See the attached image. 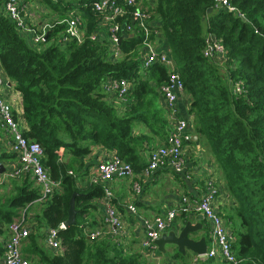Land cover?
<instances>
[{
  "label": "trees",
  "instance_id": "16d2710c",
  "mask_svg": "<svg viewBox=\"0 0 264 264\" xmlns=\"http://www.w3.org/2000/svg\"><path fill=\"white\" fill-rule=\"evenodd\" d=\"M42 1L63 14L79 10L86 38L78 42L67 35V22L53 20L48 36L30 43L0 2V62L22 95L28 124L23 135L40 143L45 167L62 186L42 201L36 223L28 222L26 257L38 258L39 264H156L114 237L87 235L93 226L85 215L97 207L93 201L104 196V187L89 183L82 188L78 176L91 170L87 160L97 146L140 171L150 152L166 143L171 123L158 89L169 79L168 67L142 66V35H125L118 58L108 36L90 38L100 30L94 0ZM139 1L154 11L153 29L162 33L183 81L179 99H188V129L198 135L191 143L208 149L219 174L218 197L226 199L219 214L232 235L237 264H264V0H229L233 11L215 0ZM210 37L224 46L222 59L205 55ZM110 78L131 84L129 101H119L106 88ZM15 155L5 152L0 161ZM75 192L77 222L62 227ZM41 196L40 187L26 180L14 195L0 199V237L7 236L5 227L21 209ZM180 216L184 223L190 220L188 214ZM205 222L204 229L211 230ZM50 228L59 230L62 253L41 243ZM174 258L187 255L176 250ZM199 264L234 263L218 257Z\"/></svg>",
  "mask_w": 264,
  "mask_h": 264
},
{
  "label": "built area",
  "instance_id": "2783aa9c",
  "mask_svg": "<svg viewBox=\"0 0 264 264\" xmlns=\"http://www.w3.org/2000/svg\"><path fill=\"white\" fill-rule=\"evenodd\" d=\"M11 20L16 23L20 30L28 31L33 35L36 43L41 42L49 34L54 23L43 22L40 26L31 24V11L24 0H0ZM216 6L228 8L233 11L229 0H215ZM93 10L99 15V28L90 38L97 39L106 35L112 44L113 57L121 55L119 43L125 35H142L144 41L141 47V60L144 68L151 67L154 63H161L168 67L169 79L162 83L158 89L164 100L165 107L169 113L171 128L165 144L159 145L150 152L148 163L143 168L144 176L154 177L158 170H169L181 173L187 170L185 158V146L193 141V134L189 131V122L186 119L177 117V104L184 93L183 81L176 64L168 50H159L156 39L160 33L153 29L155 26L154 11L144 6L139 0H94ZM243 14H241L242 16ZM68 23L67 35L83 42L85 30L82 27L80 16L73 15L71 18L56 21L57 23ZM105 30V33L103 32ZM99 35V36H98ZM224 46L214 37L207 40L205 55L213 57L217 54H224ZM5 79L0 73V130L9 138L12 150L17 154L19 167L9 171L6 178H14L22 174L33 177L36 185L40 187L41 198L52 197L56 192L62 190L59 181L52 179L49 170L43 163L44 150L40 143L30 140L23 135V130L16 118L11 103L6 99L3 91ZM106 88L115 91L119 101H129V93L132 88L126 80L110 78L107 80ZM236 89L241 91L240 85ZM70 173H73L70 171ZM134 168L131 163L120 159L117 155L108 160L98 161L94 172L89 176L90 184H100L104 187V196L100 198L104 204L106 225L93 226L85 231L92 238L105 236L114 237L119 242L128 238L129 229L125 219L119 213L114 204V194L108 185L113 179L132 177ZM189 177V176H187ZM135 195L142 192L140 179L133 181ZM218 186L216 179L210 177L206 180L205 191L199 196H183L179 207L167 209L164 214L145 220L146 232L141 241L143 249L155 252L157 245L155 240L161 237L176 222L182 213H201L208 219L211 226L210 240L207 252L203 255L194 254L192 264H199L211 258H223L230 263L237 264V257L232 252V235L226 226V222L219 214L218 209ZM130 209L135 211L133 204ZM32 225H29L23 213L14 219L7 226V236L2 237L1 246L3 251L0 254V264H34L26 257L23 248L26 239L32 233ZM62 227H65L64 224ZM46 242L50 248L63 252V245L59 230L50 228L46 233Z\"/></svg>",
  "mask_w": 264,
  "mask_h": 264
},
{
  "label": "crops",
  "instance_id": "0c3cea01",
  "mask_svg": "<svg viewBox=\"0 0 264 264\" xmlns=\"http://www.w3.org/2000/svg\"><path fill=\"white\" fill-rule=\"evenodd\" d=\"M24 1L30 2L31 5L35 3L32 0H24ZM63 1H67V0H63ZM71 13H74L77 16L81 15L79 10H75ZM71 16L73 15L63 14L61 11L53 10L51 16L46 18V20L44 21V20H38L37 16L34 15V13L32 14L31 12L30 22L32 25L37 24L38 26H40L43 22H46L47 20L53 19V20L61 21L71 18ZM22 32L24 35H26V37L29 39L28 41L31 43L33 39V35L28 31L23 30ZM161 34L158 33L156 36V43L158 49L169 51V48H167V43L161 39ZM218 58L222 59V55H218ZM0 73L6 81L3 87L4 95L6 99L11 103L16 118L21 126V129L23 131H26L28 129V124L26 122L24 115L22 95L16 88L15 83L6 76V73L4 71L1 62H0ZM161 104L163 107L164 105L162 101ZM177 107H178L177 117L189 120L190 116H188V99H183V98L179 99ZM138 125L140 128L145 129L144 124L140 123ZM201 147H202L201 144L197 146L195 143H189L185 146V158H186L187 170L181 173H176L174 171H169V170H158L157 172L154 173V177L151 176L146 178V176H144L143 169H141L140 171L134 170V175L132 177L113 179L110 182H108V185L111 187L114 194V200H113L114 204L116 205L119 213L125 219L129 229L128 238L126 239L125 242V247L127 246L129 248V251L133 250L140 252L149 260H153L156 262H159L162 259L163 257L162 252H160L158 248H156L155 252H152L143 249L141 245V241L145 237V232H146L145 220L152 219L160 214H164L167 211V209H170L172 207H179L181 205V199L185 195H188L190 197L193 196L199 197L204 193L206 180L210 177L213 178L212 171L210 170H213L214 167H213L212 158L208 157L209 159H207L203 157L202 154L203 151ZM5 152L13 153L14 151L11 148V143L9 138L5 135L3 131L0 130V155H3ZM115 155L116 154L114 151L108 150L102 146H97L94 152L88 157L87 160L88 165L90 164L89 167L92 166L91 170L87 174L86 172L85 173L82 172L84 175L78 176L79 186L82 188L88 186L89 176L94 172L95 165L97 164L98 161L108 160ZM0 165H3L4 167L0 172V196L4 195L5 197L7 195L8 196L14 195L16 193L17 185L22 184L26 180L33 181L34 185H36L33 177L27 174H22L20 176L9 179L6 178V175L9 171L19 167L17 154L10 158H2L0 161ZM207 170H209L208 174H207ZM138 179H140L142 183V192L139 195H135L133 191V181ZM46 199L49 198H45L43 200ZM43 200L40 199L36 200L35 202L30 203L27 207L21 209V212H24L25 215H28L27 213L28 211H30L29 215L27 216L28 222H30L31 220L35 221L37 213L32 211V209L34 207H38L39 209L38 213H40L43 205L42 204ZM217 200H218V205H217L218 209L220 207V209L222 210L223 206L226 205L224 204V201L226 200L225 196L221 195L217 198ZM93 202L96 203L97 207L85 215L86 221L88 223H91L92 226L106 225L105 213H104L105 209L102 200L98 198L96 199V201ZM131 204L134 205L135 211L130 209L129 205ZM188 216H190V220L194 224L199 222L203 224L204 220L208 223L207 224L205 222L206 223L205 226L207 228L210 224L208 219H206L205 216L201 213L192 212ZM182 222L183 221L180 216L176 222V225L174 227L173 226L171 227V230L174 228L180 230L182 228V224H181ZM7 226L5 228H7ZM199 231H202L204 236L208 234L210 237L211 230L208 229L206 231V229H204V226L202 229L198 230L197 232ZM1 239L2 236L0 237V249L2 243ZM41 243L44 247L50 249L45 239L41 240ZM168 251L172 252L173 250L170 249L169 247ZM188 252L191 251H187L186 255L187 257H189V259H191L192 262L194 253L191 252L193 256H190ZM24 254L26 255L25 252ZM32 260L36 262V264H39L38 258L33 257ZM164 264H178V263L177 260L173 258V260H170L169 262L165 261Z\"/></svg>",
  "mask_w": 264,
  "mask_h": 264
},
{
  "label": "water",
  "instance_id": "95a60500",
  "mask_svg": "<svg viewBox=\"0 0 264 264\" xmlns=\"http://www.w3.org/2000/svg\"><path fill=\"white\" fill-rule=\"evenodd\" d=\"M242 18L245 20L246 17L242 15ZM198 135H193V140H197ZM3 165H0V172L2 171ZM78 193H74L70 199V207L68 210L69 216L68 219L64 222V226H70L77 222V209H76V196ZM203 228L202 223L194 224L191 220L187 221L185 225L179 230L174 228L167 233H164L161 237L155 240V244L158 247V250L162 253L167 252V246L173 245L177 247V250L184 255L187 254V251H191L194 254L203 255L207 252L208 241L206 236H202L199 239H194L191 237V233L197 232Z\"/></svg>",
  "mask_w": 264,
  "mask_h": 264
},
{
  "label": "rangeland",
  "instance_id": "374dc122",
  "mask_svg": "<svg viewBox=\"0 0 264 264\" xmlns=\"http://www.w3.org/2000/svg\"><path fill=\"white\" fill-rule=\"evenodd\" d=\"M33 2H35L33 5H31L30 4V2H26V3H29L28 4V6H29V10L31 9V12H32V14L34 13V15H36L37 16V18H38V20H46V18H48V17H50L51 16V13L53 12V10L54 9H52L50 6H48L45 2H43L42 0H32ZM53 19H51V20H47L48 22H50V21H52ZM46 21V22H47ZM197 146H199L200 145V142H197V143H195ZM201 149H202V151H203V157L204 158H207V159H209L208 157H210V158H212L211 156H210V154H209V152H208V149H204V148H202L201 147ZM210 171H212V174H213V177L217 180V176L219 175H217L216 176V174H215V171H214V169L213 170H210ZM209 173V170H207V174ZM211 173V172H210ZM8 196V195H7ZM4 198V195H2V196H0V199H3ZM32 211H34L35 213H38L39 212V209H38V207H34L33 209H32ZM29 212L30 211H28V215H29ZM23 214H24V212H23ZM28 215H25L24 214V216H25V220H26V222L28 223V219H27V216ZM180 223V222H179ZM182 224V227L185 225V223L184 222H182L181 223ZM171 230V229H170ZM169 230V231H170ZM42 231V230H41ZM40 231V232H41ZM169 231H167V232H169ZM167 232H165V233H167ZM192 234V233H191ZM202 236H204L203 235V233H202V231H199V232H196V233H194L193 232V234L191 235V237H193V238H195V239H198V238H200V237H202ZM41 240H43V239H41ZM125 242H126V240L125 241H120V243H122L124 246H125ZM169 247H170V249H172L173 251V253L172 252H170V251H168V249H169ZM126 248L129 250V248L126 246ZM176 250H177V247H175V246H173V245H168L167 246V252L166 253H162V259L159 261V262H156V261H153V260H150V261H152L153 263H156V264H164L165 263V261L166 262H169L170 260H173V258H174V254H175V252H176ZM130 251H133V250H130ZM188 254L190 255V256H193V254L191 253V252H188ZM188 255V256H189ZM149 256H150V254H149ZM164 258V259H163ZM174 259H176V258H174ZM177 260V263L178 264H187L188 263V261L190 262V264H192L191 263V259H189V257H187L186 259H182V258H178V259H176ZM181 261V262H180Z\"/></svg>",
  "mask_w": 264,
  "mask_h": 264
}]
</instances>
